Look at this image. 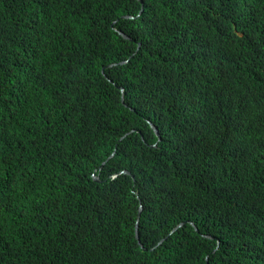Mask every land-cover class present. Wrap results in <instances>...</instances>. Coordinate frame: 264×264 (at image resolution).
Masks as SVG:
<instances>
[{"label":"trees","instance_id":"trees-1","mask_svg":"<svg viewBox=\"0 0 264 264\" xmlns=\"http://www.w3.org/2000/svg\"><path fill=\"white\" fill-rule=\"evenodd\" d=\"M101 241L264 264V0H0V264Z\"/></svg>","mask_w":264,"mask_h":264},{"label":"clouds","instance_id":"clouds-1","mask_svg":"<svg viewBox=\"0 0 264 264\" xmlns=\"http://www.w3.org/2000/svg\"><path fill=\"white\" fill-rule=\"evenodd\" d=\"M142 11H143V9L140 11V14L142 13ZM124 17L127 18V16H124ZM129 17L131 19H134V16H129ZM119 33L121 35H123L126 39H130V36H128L125 32L119 30ZM125 63H127V61L122 62V64H125ZM112 65L115 66L117 64L114 63V64H111V66ZM122 91L124 92V88H122ZM149 123L151 124V127L154 129V131H155V133L158 136L159 141H160L162 139V135H161L159 129L157 128V126H155L153 121H149ZM156 129L158 130L160 136L157 134ZM153 146H156V144ZM122 173L130 174L129 171H122L120 173L114 174L112 178L115 179V178L119 177ZM94 178L98 181H101L100 177L97 175H94ZM143 210H144V204L142 202V199H140V205L138 208V214H137V218H136V222H135L136 239H137V242H138L139 246L141 247V249L144 251H147L148 248L146 247V244L144 243V241L141 237V234H140V227H141L140 223H141V215H142ZM116 213H119V210H117ZM91 222H92V219H89V220L85 221V224L81 227L82 229L80 231V234H81L80 241H82L83 232H85V231L91 229L92 227L96 226V225H89ZM184 225H185V222L178 224L175 228H173V230L170 232L169 235L160 239L159 244H162L164 241H166L172 234H174L177 230L182 228ZM192 225L198 231V227L194 224V222H192ZM204 236L215 239V237L211 236V235L205 234ZM219 245H220V241H218V248H219ZM86 249H87V252L84 254V256L81 257V259H79V260H74V264H130L128 259H127L126 251L118 252V251H115V249H110L108 247H105L103 245V241H101L98 244V247L95 249H90V248H86ZM92 250H95V251H92ZM217 250L218 249L214 250L213 253H216ZM207 262L209 263V256H207ZM145 264H148V263H145Z\"/></svg>","mask_w":264,"mask_h":264},{"label":"water","instance_id":"water-1","mask_svg":"<svg viewBox=\"0 0 264 264\" xmlns=\"http://www.w3.org/2000/svg\"><path fill=\"white\" fill-rule=\"evenodd\" d=\"M156 132H157V134L159 135V132H158V130L156 129ZM160 136V135H159Z\"/></svg>","mask_w":264,"mask_h":264}]
</instances>
